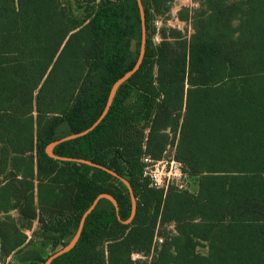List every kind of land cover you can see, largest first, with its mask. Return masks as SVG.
I'll list each match as a JSON object with an SVG mask.
<instances>
[{"label":"trees","instance_id":"trees-1","mask_svg":"<svg viewBox=\"0 0 264 264\" xmlns=\"http://www.w3.org/2000/svg\"><path fill=\"white\" fill-rule=\"evenodd\" d=\"M79 1L82 18L66 0H0V139L15 151L33 149L35 139L40 172L56 173L58 210L40 229L52 253L72 239L99 194L117 199L123 220L132 207L120 179L46 152L93 124L140 51L137 0H102L96 8V0ZM142 1L140 69L94 130L54 148L125 177L137 198L135 218L124 224L101 199L76 246L51 264H264V0H198L190 39L162 28L156 44L150 16L172 0ZM168 31L180 36L171 42ZM169 128L180 130L176 158L199 178L196 192L175 185L164 191L143 177V155L163 157ZM24 213L30 220L20 226L27 227L36 214ZM25 240L16 221H0V264H13V253L21 264H44L48 256L28 247L33 240L24 247Z\"/></svg>","mask_w":264,"mask_h":264},{"label":"crops","instance_id":"crops-1","mask_svg":"<svg viewBox=\"0 0 264 264\" xmlns=\"http://www.w3.org/2000/svg\"><path fill=\"white\" fill-rule=\"evenodd\" d=\"M55 174L40 172L35 139L33 149L25 151L12 150L0 139V221H16L26 235L23 246L33 240V244L28 247L44 256H50L53 251L51 244L41 237L40 229L41 220H48L52 215L49 211L58 210L54 206L59 192L58 180H53ZM25 211L36 214L31 218V225L27 227L20 226V222L30 220ZM19 256L16 253L11 254L7 263L21 264ZM135 256L136 254L133 255L134 258Z\"/></svg>","mask_w":264,"mask_h":264},{"label":"water","instance_id":"water-1","mask_svg":"<svg viewBox=\"0 0 264 264\" xmlns=\"http://www.w3.org/2000/svg\"><path fill=\"white\" fill-rule=\"evenodd\" d=\"M137 3H138V7H139V11H140V18H141V46H140L138 58L134 64V66L114 82V84L111 87V90H110V93L108 96V100H107V103H106L104 110L102 111L101 115L93 122V124L90 127H88L87 129H85L81 132L73 133V134L67 135L63 138L57 139V140L49 143L46 147V152L50 157H53V158L58 159V160H63V161H76V162L84 163V164L90 165L92 167L102 169V170L108 172L109 174L115 176L116 178L120 179L125 184V186L127 187L128 191H129V194H130L131 206H132L131 207V214L126 220H123L119 214V203H118L117 199L112 194L107 193V192L99 194L93 200V202L87 208V210L82 214L80 221H79L77 231L75 232L72 239L66 245L61 247L59 250L55 251L50 256H48L47 259L45 260L44 264H51L56 258H58L59 256L71 251L76 246L77 242L79 241V239L81 237V234H82V231H83V228H84V225H85V222H86L88 216L92 213V211L95 209V207L97 206L98 202L101 199L106 198L113 203V205L115 206V209H116L118 219L120 221H122L124 224H131L135 218V214H136V210H137V198L135 196V192H134V189H133L131 183L125 177L121 176L116 171H114V170H112V169H110L104 165L98 164V163L93 162V161L88 160V159L75 158V157H62V156L56 155L54 152V148L58 144H60L64 141L83 137L84 135H86L89 132H91L92 130H94L100 124V122L105 118V116L107 115V113H108V111L112 105L113 99L116 95L118 88L140 69L141 64L143 62V59H144V56H145V51H146L147 29H146V15H145V9H144L143 1L137 0Z\"/></svg>","mask_w":264,"mask_h":264},{"label":"rangeland","instance_id":"rangeland-1","mask_svg":"<svg viewBox=\"0 0 264 264\" xmlns=\"http://www.w3.org/2000/svg\"><path fill=\"white\" fill-rule=\"evenodd\" d=\"M232 1V0H230ZM66 2L70 5L72 10L74 11L75 15L79 18H82L84 13V6L85 3L81 4L79 0H66ZM102 2V0H96L93 4V6L96 8L97 5H99ZM201 7L200 1L198 0H172L169 3L168 10H165L162 14L152 12L150 16V26L153 32L152 38L153 42L159 43L162 39L161 35V29L162 28H172L176 31H180L183 37L187 40L190 39L191 35L194 32L193 24H192V15ZM155 13V14H154ZM187 17V18H185ZM167 40L174 41L178 36H180L176 32L168 31L164 35ZM185 111L181 113V116L178 118L179 124L182 123L183 117H184ZM168 135V142L165 147L167 149V146L170 144H174L175 142L178 143L179 137H180V130L179 128L175 131L172 129L167 130ZM170 155V151H168L166 154H163V158H167ZM198 177L193 176H184L180 178L177 183L179 185H182V189H187L191 192H196L198 190ZM180 188V187H179ZM167 229L170 231V233H174V224H168ZM157 237V241L159 242ZM156 240V238H155ZM200 250L203 252L206 251L204 247H199ZM49 254V253H48ZM138 256L136 255L135 258Z\"/></svg>","mask_w":264,"mask_h":264},{"label":"built area","instance_id":"built-area-1","mask_svg":"<svg viewBox=\"0 0 264 264\" xmlns=\"http://www.w3.org/2000/svg\"><path fill=\"white\" fill-rule=\"evenodd\" d=\"M172 145L173 146L169 144L164 152L166 154L170 151V155L167 158L162 157L161 159H154L149 154H144L142 157L144 165L143 177L149 179L152 187L163 189L164 191H167L171 185L183 188V186L179 185L177 181L184 176H188L183 171L181 161L176 158L177 143L175 142ZM158 239L159 242L155 243L157 245L163 241L161 237ZM155 241H157V237Z\"/></svg>","mask_w":264,"mask_h":264}]
</instances>
